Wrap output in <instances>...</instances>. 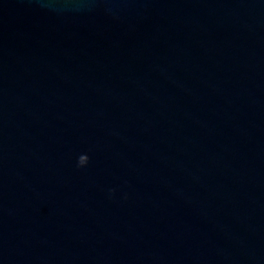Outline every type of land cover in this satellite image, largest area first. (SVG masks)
<instances>
[{
	"label": "water",
	"instance_id": "1",
	"mask_svg": "<svg viewBox=\"0 0 264 264\" xmlns=\"http://www.w3.org/2000/svg\"><path fill=\"white\" fill-rule=\"evenodd\" d=\"M0 264H264V0H0Z\"/></svg>",
	"mask_w": 264,
	"mask_h": 264
}]
</instances>
